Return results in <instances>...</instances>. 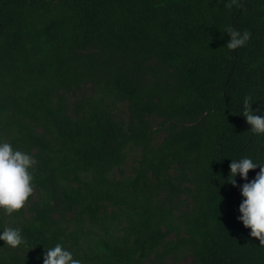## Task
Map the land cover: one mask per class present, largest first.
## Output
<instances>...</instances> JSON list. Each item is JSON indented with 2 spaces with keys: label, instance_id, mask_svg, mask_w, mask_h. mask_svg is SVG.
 Wrapping results in <instances>:
<instances>
[{
  "label": "trees",
  "instance_id": "obj_1",
  "mask_svg": "<svg viewBox=\"0 0 264 264\" xmlns=\"http://www.w3.org/2000/svg\"><path fill=\"white\" fill-rule=\"evenodd\" d=\"M246 97L264 115V0H0V139L36 159L0 264H264L227 179L264 162Z\"/></svg>",
  "mask_w": 264,
  "mask_h": 264
},
{
  "label": "clouds",
  "instance_id": "obj_2",
  "mask_svg": "<svg viewBox=\"0 0 264 264\" xmlns=\"http://www.w3.org/2000/svg\"><path fill=\"white\" fill-rule=\"evenodd\" d=\"M236 0H233L235 3ZM224 33L228 39L226 46L229 50L242 47L251 36L247 30L240 31L231 26H226ZM241 115L255 133H264V115H257L250 108L251 103L246 97ZM36 164V159L29 153L14 149L12 145L0 139V210L11 214L20 210L30 195L33 193V175L31 169ZM259 171L254 178L249 180V170ZM239 174L242 183L239 187L241 202L238 205L239 216L237 219L245 228L250 229L249 235L259 240L264 245V162L254 161L251 157L231 159L229 164L228 182L236 186L235 177ZM0 241L10 248H17L26 243L22 231L18 227H4L0 230ZM42 264H82L80 259L74 258L73 253L62 244L56 243L47 248L42 254Z\"/></svg>",
  "mask_w": 264,
  "mask_h": 264
}]
</instances>
